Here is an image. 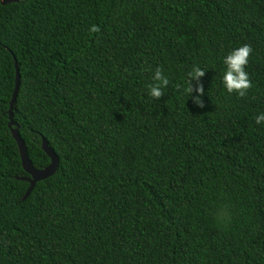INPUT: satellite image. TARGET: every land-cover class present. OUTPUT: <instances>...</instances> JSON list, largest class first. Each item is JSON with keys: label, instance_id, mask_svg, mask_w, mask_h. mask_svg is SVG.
<instances>
[{"label": "trees", "instance_id": "16d2710c", "mask_svg": "<svg viewBox=\"0 0 264 264\" xmlns=\"http://www.w3.org/2000/svg\"><path fill=\"white\" fill-rule=\"evenodd\" d=\"M245 44L241 98L223 61ZM16 63L29 159L59 158L26 200ZM262 113L264 0L0 3V264H264Z\"/></svg>", "mask_w": 264, "mask_h": 264}, {"label": "clouds", "instance_id": "9594fccd", "mask_svg": "<svg viewBox=\"0 0 264 264\" xmlns=\"http://www.w3.org/2000/svg\"><path fill=\"white\" fill-rule=\"evenodd\" d=\"M92 31H99L98 28L93 27ZM253 49L251 45L245 44L234 49L231 53H229L223 63L226 66V70L223 73L222 83L224 88L229 94L235 93L239 97L243 98L246 96L248 90L252 87L251 80L249 78L248 73L246 72V66L249 61V57L251 56ZM206 71L201 69L198 66L193 67L192 71L188 73V87L186 89L189 97L192 98L193 103L198 108H203L204 103L201 97L204 95V87L200 83L202 77L205 76ZM154 83L149 85L148 94L155 100H159L163 95L165 89L169 85L168 78L163 74L161 68H157L152 77ZM192 81L197 82V86L195 88L192 87ZM193 92L196 93L193 96ZM257 124L264 123V113L258 115L256 117ZM227 213H223L220 218H225Z\"/></svg>", "mask_w": 264, "mask_h": 264}, {"label": "water", "instance_id": "95a60500", "mask_svg": "<svg viewBox=\"0 0 264 264\" xmlns=\"http://www.w3.org/2000/svg\"><path fill=\"white\" fill-rule=\"evenodd\" d=\"M23 1H28V0H1L0 3L2 5H7V4L19 3V2H23ZM19 85H20V75H19V68H18V65L16 63V84H15V90H14V93L12 96V100L10 102V109L8 111L9 121H10L8 127L11 131V135H12L13 139L17 143L23 169L30 176V178L25 179V181H27L30 184V187H29L25 197L23 198V200H26L30 196L32 190L34 189L35 185L38 182L43 181L45 179H48L56 173V171L59 167V158L55 154V152L49 148V145L46 142V140L43 139L42 140V150L50 158V160H51L50 165L43 170H37L34 168L32 162L30 161L29 156H28V152H27V148H26L25 143L22 140L20 133H19V127L14 122L13 111H14V107H15V104L17 101V96H18V92H19Z\"/></svg>", "mask_w": 264, "mask_h": 264}]
</instances>
